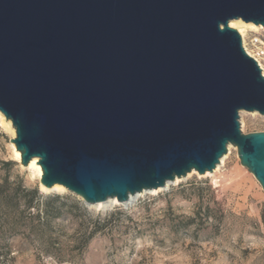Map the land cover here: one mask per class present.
I'll use <instances>...</instances> for the list:
<instances>
[{
    "label": "water",
    "instance_id": "1",
    "mask_svg": "<svg viewBox=\"0 0 264 264\" xmlns=\"http://www.w3.org/2000/svg\"><path fill=\"white\" fill-rule=\"evenodd\" d=\"M264 0H0V113L20 165L95 205L212 173L227 146L264 193V76L229 22Z\"/></svg>",
    "mask_w": 264,
    "mask_h": 264
},
{
    "label": "rangeland",
    "instance_id": "2",
    "mask_svg": "<svg viewBox=\"0 0 264 264\" xmlns=\"http://www.w3.org/2000/svg\"><path fill=\"white\" fill-rule=\"evenodd\" d=\"M244 36V47L255 52L264 28ZM240 120L242 134L264 132V116L246 112ZM11 139L0 128V185L36 189L42 198L28 208L13 197L0 211V264H264V193L236 149L212 177L191 174L168 191L101 213L69 192H40L13 160ZM54 210L58 219L50 216ZM95 228L85 247H75L79 230Z\"/></svg>",
    "mask_w": 264,
    "mask_h": 264
},
{
    "label": "bare ground",
    "instance_id": "3",
    "mask_svg": "<svg viewBox=\"0 0 264 264\" xmlns=\"http://www.w3.org/2000/svg\"><path fill=\"white\" fill-rule=\"evenodd\" d=\"M229 27L230 28H233L234 30H236L237 33L242 38H243L244 34L247 31H249V30L258 32L259 30H262L263 29V27H261V26H255L252 23H244L241 20H234V21L229 22ZM242 43H243V46H245L243 41H242ZM246 52L250 56H252V53L249 52L247 49H246ZM257 62L259 63L260 69H262L263 68V65L260 63V61L257 60ZM244 113L246 114V112H240L239 113V120H240L241 114H244ZM250 114H255V113H250ZM240 123H241V120H240ZM0 128L2 130H4V131L9 132L11 134L12 138H14L15 132H14V129L12 128V126H11L10 121H7L1 113H0ZM235 149H236L235 147H233L231 145H228L227 146V153L220 159V162L216 166V168L214 169V171L212 173H206V174L202 175V177H212V176H214V174H216L219 171L220 167L223 166L224 161L227 159L228 155L230 154V151L231 150H235ZM12 157H13V160L15 162H17V163L20 164V153L17 152L15 150V147H13V146H12ZM36 163H37V160L36 159H33V160L30 161V163L26 167H23V168L25 170H28L31 173V176L38 181V185H39L40 192H42L44 194H48V193H58V194H61V193H66L67 192L65 190V188H63L62 186H59V185H54L53 187H51L49 189L43 187L39 183V180H40L41 175H42L41 168ZM191 174H195V172L192 171V172L188 173L186 175V177H184V178H181V179L175 178L173 181L166 182L165 185H164V187H162V188H158V189L151 190V191H143V192L134 194L132 196H128L127 200L124 203H119L116 200V198H111V199H107L105 202L97 203L95 205H87V206L89 208L98 210L101 213H105V212L111 210V208L114 207V206H116V205L130 206L138 198H140L142 195H145V194L155 195V194H158L160 192L168 191L170 187L175 186L178 183L186 180Z\"/></svg>",
    "mask_w": 264,
    "mask_h": 264
},
{
    "label": "trees",
    "instance_id": "4",
    "mask_svg": "<svg viewBox=\"0 0 264 264\" xmlns=\"http://www.w3.org/2000/svg\"><path fill=\"white\" fill-rule=\"evenodd\" d=\"M18 191L21 194V197L17 196ZM13 197L18 198L17 200H20L24 206H27L28 208H31L32 202L34 200H38L42 198V196L37 192L36 189L33 190H26L25 188H21V186H17L15 189L10 190L7 182L5 181L4 184L0 185V211L4 210L5 208H8L9 203L12 201ZM60 198L58 196L53 197L50 199L51 201H58ZM50 216L53 219H58L60 217V211L54 210L51 212ZM29 218L31 220L39 218V214L36 213L35 215L30 214ZM98 232V228H95L91 230L88 234H85L84 232H81L79 230L80 234H76L75 240H73V243L75 247L83 248L87 245V243L92 239L95 233Z\"/></svg>",
    "mask_w": 264,
    "mask_h": 264
},
{
    "label": "built area",
    "instance_id": "5",
    "mask_svg": "<svg viewBox=\"0 0 264 264\" xmlns=\"http://www.w3.org/2000/svg\"><path fill=\"white\" fill-rule=\"evenodd\" d=\"M256 41V40H254ZM260 47H256V51L255 52H252V56H250L247 52H246V48L243 46L245 52L250 56L252 57L256 62L257 60L260 61L261 64L264 63V43H260ZM254 45V44H252ZM255 46V45H254ZM257 64L259 65V63L257 62Z\"/></svg>",
    "mask_w": 264,
    "mask_h": 264
}]
</instances>
